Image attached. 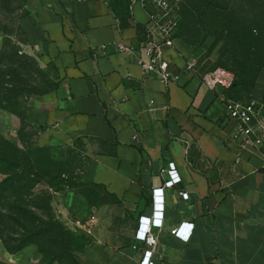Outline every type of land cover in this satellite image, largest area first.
<instances>
[{
	"label": "crops",
	"instance_id": "obj_1",
	"mask_svg": "<svg viewBox=\"0 0 264 264\" xmlns=\"http://www.w3.org/2000/svg\"><path fill=\"white\" fill-rule=\"evenodd\" d=\"M148 21L133 0H27L23 9L27 49L54 84L27 107V122L41 129L38 147L56 162L79 152L87 161L81 183L98 194L101 209L132 217L123 235L119 227L102 229L96 213L78 264H140L139 218L151 216L153 190L164 187L170 163L181 182L165 190L155 264H264L263 161L231 139L222 126V93L201 82L215 63L213 42L193 45L177 35L164 52L181 82L145 80L138 59L117 45L137 47ZM189 60L198 62V73L185 72ZM263 95L264 68L242 100ZM58 201L87 217L88 202L76 192ZM181 223L194 225L188 242L170 233ZM36 253L28 246L10 258L28 264Z\"/></svg>",
	"mask_w": 264,
	"mask_h": 264
},
{
	"label": "rangeland",
	"instance_id": "obj_2",
	"mask_svg": "<svg viewBox=\"0 0 264 264\" xmlns=\"http://www.w3.org/2000/svg\"><path fill=\"white\" fill-rule=\"evenodd\" d=\"M18 5L11 6L14 12L10 22L16 27L7 23L13 25L15 31L9 37L2 33L4 44L6 40L11 42L8 54H17L19 48L22 53L34 57L27 49L25 36L16 32L23 16V10L17 11ZM179 12L182 23L177 35L195 45H199L204 38H210L213 45L208 49L209 57L215 59L213 68L219 67L234 75V86L225 93L226 96L248 98L259 65H264V0H182ZM16 60L26 65L23 79L28 83L11 74L6 75L4 81L8 83L9 90L25 88L27 91L16 103H6V107L0 108V145L6 150L3 157L16 159L20 163L18 166L27 171H30L29 167L23 164L33 166L37 159L51 168L48 153L38 148L37 128L26 119V109L34 93L50 89V80L40 65L37 68L29 61L22 60L20 54ZM85 162L81 158L66 166L65 175L59 178L64 183L62 187L52 188L46 184L48 178L41 179L25 198L28 208H24L21 215L26 227L25 234L32 236V240L37 241L43 249V253H40L37 245H30L36 247L37 253L28 264H78V255L88 238L83 226L96 213L102 229L112 232L119 227L123 235H127L132 227L129 214L121 217L115 212L103 211L98 194L88 186H81ZM5 177L0 172V183ZM64 192H76L87 200L86 218H78L71 209L58 201V195ZM10 255L0 240V260L6 264H20L14 263Z\"/></svg>",
	"mask_w": 264,
	"mask_h": 264
},
{
	"label": "built area",
	"instance_id": "obj_3",
	"mask_svg": "<svg viewBox=\"0 0 264 264\" xmlns=\"http://www.w3.org/2000/svg\"><path fill=\"white\" fill-rule=\"evenodd\" d=\"M139 2L146 10L149 21L145 28V37L137 47L118 44L121 54L134 56L142 68L143 78H157L165 84L180 83L182 73L175 70L165 58V48L174 47V41L181 24L179 3L182 0H133ZM199 64L189 60L185 72L198 73ZM202 84L211 92L222 93L220 99L224 106L222 126L229 129L231 139L241 151L250 152L263 161L264 168V95L248 100L231 99L226 92L234 86V75L225 69L214 67L200 74ZM153 103V102H152ZM168 180L164 187L153 190L152 214L139 218V226L135 240L143 245V255L140 264H155L153 258L158 251V235L156 230L164 227L165 190L173 188L181 182V177L170 163L167 170ZM183 200L189 195L179 192ZM97 225V217L92 215L83 226L84 234L91 236ZM193 224L181 223L170 233L188 242Z\"/></svg>",
	"mask_w": 264,
	"mask_h": 264
},
{
	"label": "trees",
	"instance_id": "obj_4",
	"mask_svg": "<svg viewBox=\"0 0 264 264\" xmlns=\"http://www.w3.org/2000/svg\"><path fill=\"white\" fill-rule=\"evenodd\" d=\"M16 3H19L17 11L21 12L25 8L27 0H0V31L7 37L12 36L15 31L16 25L10 22V18L11 14H13L14 12V9L11 8V6ZM20 21L18 22L19 25L17 26L16 32L17 34L18 32H20L23 36H25V42L27 45V38L20 26ZM7 23L13 24L15 25V27ZM10 45L11 42L9 40H6L4 46L0 49V108L6 107V103L7 105L16 103L17 99L22 97L23 94H25L27 91H25V88L9 90L7 87L8 83L4 81V77L8 74H11L18 78L20 77L22 82L26 84L28 83L27 80L23 79L25 76L24 66L26 65L23 61L16 60V56L20 54V58L22 60L29 61L37 68H39L38 60L35 57H31L27 54L22 53L19 48H17V54H8L7 50ZM16 67L18 69H16ZM262 68H264V65H259L258 74ZM255 81L252 85V88L255 84ZM50 85V89L39 93H34V95H42L48 93L54 87V84L51 80ZM37 130L39 134L41 129L37 128ZM38 148L41 152L48 153L50 161L49 164L51 168H48V166H44L43 162L37 159L34 162L33 166H25V164H23L24 167H29L30 171L25 170V168L21 169L20 166H18V164L20 163L16 159H5L3 157L4 155H6V150L0 145V172L6 176L0 183V240L2 241L7 252L12 255L23 251L30 245H37L39 247L40 253H43L41 245L37 241H33L32 236L25 234L26 227L24 226L23 221H21V215L22 213H24V208H28V204L25 202V198L29 196L30 190H32L34 185L37 182H40L41 179L45 180V178H48L46 184L52 188L58 186L62 187L64 183L61 182L59 178L61 175H65L66 166L74 163V161L81 160V154L79 152L70 150L68 159L65 162H56L51 159L48 149L40 147ZM86 163L87 161L85 162V166ZM81 186H84V184L81 183ZM26 212L30 214V211L27 210ZM87 242L88 240L85 241L82 249ZM0 264L6 263L0 260Z\"/></svg>",
	"mask_w": 264,
	"mask_h": 264
}]
</instances>
